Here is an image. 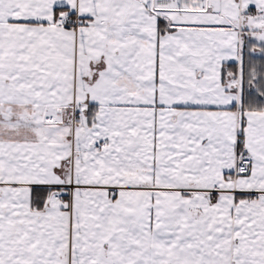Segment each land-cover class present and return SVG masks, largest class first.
Listing matches in <instances>:
<instances>
[{"label": "snow or ice", "instance_id": "1", "mask_svg": "<svg viewBox=\"0 0 264 264\" xmlns=\"http://www.w3.org/2000/svg\"><path fill=\"white\" fill-rule=\"evenodd\" d=\"M0 264H264V0H0Z\"/></svg>", "mask_w": 264, "mask_h": 264}]
</instances>
